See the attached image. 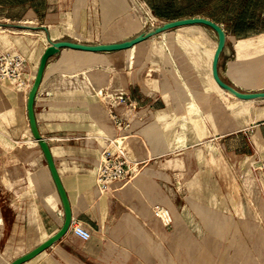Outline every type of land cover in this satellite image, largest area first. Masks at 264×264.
<instances>
[{
    "label": "crops",
    "instance_id": "0c3cea01",
    "mask_svg": "<svg viewBox=\"0 0 264 264\" xmlns=\"http://www.w3.org/2000/svg\"><path fill=\"white\" fill-rule=\"evenodd\" d=\"M104 10L96 0H0V52L21 54L28 63L23 86L0 81V264L28 252L62 225L63 206L29 125L27 97L51 41L102 44L130 39L104 36L109 29ZM259 16L264 20V11ZM249 31L246 37L264 28ZM125 51L60 47L46 61L33 101L35 125L49 146L72 219L84 225L90 237L83 240L69 228L22 264H145L143 240L150 244L157 236L167 244L169 226L154 216L153 209L165 207L173 220L172 208L180 207L175 199L184 200L174 193V158L158 152L142 155L141 148L148 145L144 119L154 121L168 108L171 91L164 72L174 62L163 51L156 61L127 58ZM222 58L221 53L218 72L223 80L229 77L221 70ZM207 74L213 80L211 60ZM115 93L127 94L136 109L111 102ZM110 111L131 118L128 155L148 162L122 189L100 193L95 185L99 155L115 136ZM246 122L220 133V138L241 140L245 149L234 148L233 153L259 159L263 169L264 103L247 113ZM162 250L166 257L168 248Z\"/></svg>",
    "mask_w": 264,
    "mask_h": 264
},
{
    "label": "rangeland",
    "instance_id": "374dc122",
    "mask_svg": "<svg viewBox=\"0 0 264 264\" xmlns=\"http://www.w3.org/2000/svg\"><path fill=\"white\" fill-rule=\"evenodd\" d=\"M96 2L109 15L104 32L109 39L132 38L188 16L222 22L227 37L221 70L229 77L223 80L242 92L264 91V31L246 37L247 30L264 28L259 16L264 0ZM216 42L209 28L181 26L122 52L127 58L156 61L163 51L174 62L164 72L171 100L154 121L144 119L148 145L141 153L174 158V193L184 200L175 199L180 207L171 210L167 244L157 236L150 244L143 240L145 264H264V168L259 159L233 153L234 148L245 149L241 140L231 135L220 138L232 127L247 125V113L264 99L233 100L209 78ZM235 78L243 83L235 86ZM156 134L161 141L154 143ZM142 161L145 167L148 159Z\"/></svg>",
    "mask_w": 264,
    "mask_h": 264
},
{
    "label": "water",
    "instance_id": "95a60500",
    "mask_svg": "<svg viewBox=\"0 0 264 264\" xmlns=\"http://www.w3.org/2000/svg\"><path fill=\"white\" fill-rule=\"evenodd\" d=\"M194 24H199V25L208 27L216 34L217 42H216V47L214 49L212 60H211V75L215 83L222 89L231 91L235 96H237L240 99L264 98V91L242 92L236 89L231 84L221 79L219 72H218V63H219L220 55L225 46L226 33L223 27L219 23H217L216 21L210 18L203 17V16H188V17L169 20V21L162 23L161 25L154 27L153 29L145 33L138 34L130 39H126V40L119 41V42L102 43V44H84V43L73 42V41H68V40H59V41H51V43L45 48V50L43 51L39 59L38 67L36 70V75H35L34 81L28 93L26 108H27V116L29 120V125L31 128L33 137L37 141L40 149L42 150L44 154L51 177L53 179V182L55 184V187L61 199L64 217H63V222H62L61 227L53 235L48 237L46 240H44L43 242H41L40 244H38L37 246L29 250L28 252L16 257L12 261H10L8 264H22L28 261L29 259L33 258L34 256L38 255L40 252L44 251L48 247H50L55 241H57L60 237H62L68 231L69 225L72 219L69 201L65 193V190L63 188V185L61 183V180L59 178V175L57 173L56 167L54 165V161H53L49 146L47 142L39 134L37 127L35 125V119H34V114H33L34 96L37 91L41 77L43 75V71H44L47 59L53 54H55L59 50L60 47H70V48L80 49V50H85V51H116V50L128 49V48L133 47L135 44L148 39L152 35H155V34H158L166 30L173 29V28L186 26V25H194Z\"/></svg>",
    "mask_w": 264,
    "mask_h": 264
},
{
    "label": "built area",
    "instance_id": "2783aa9c",
    "mask_svg": "<svg viewBox=\"0 0 264 264\" xmlns=\"http://www.w3.org/2000/svg\"><path fill=\"white\" fill-rule=\"evenodd\" d=\"M28 63L21 54L0 52V81H7L15 86H23L27 75ZM124 109H136L135 102L125 93H115L109 97ZM115 136L108 139L99 155L96 168L95 185L100 192H114L130 183L143 169V161L130 159L126 139L131 128V118L110 111ZM153 214L164 225H170L172 217L167 209L155 207ZM69 228L83 240L90 237V231L81 223L71 219Z\"/></svg>",
    "mask_w": 264,
    "mask_h": 264
},
{
    "label": "bare ground",
    "instance_id": "6f19581e",
    "mask_svg": "<svg viewBox=\"0 0 264 264\" xmlns=\"http://www.w3.org/2000/svg\"><path fill=\"white\" fill-rule=\"evenodd\" d=\"M10 24V23H9ZM21 26V25H20ZM41 26V25H40ZM153 28V27H152ZM212 31V30H211ZM29 32V31H28ZM213 32V31H212ZM10 34V33H9ZM213 34L215 35V37H216V34L213 32ZM1 37H3V36H1ZM14 37V36H13ZM16 37V36H15ZM29 37V36H28ZM10 38V37H9ZM19 38V40H20V37H18ZM30 39V38H29ZM2 40V39H1ZM0 40V41H1ZM19 40H17L16 39V41H19ZM28 40V39H27ZM26 40V41H27ZM7 40H5V42H6ZM15 41V42H16ZM31 41H32V39H31ZM30 41V42H31ZM22 42H23V39H22ZM29 42V43H30ZM41 42V41H40ZM17 43V42H16ZM19 43V42H18ZM10 45V44H9ZM19 45L20 44H18V45H16V46H18L19 47ZM33 46V45H32ZM36 46V45H35ZM215 47H216V45H215ZM129 49H131V48H128L127 50H129ZM215 49V48H214ZM26 50H27V48H26ZM25 49L23 50V52H25L26 51ZM213 52H214V50H213ZM121 55V54H120ZM212 55H213V53H212ZM32 60V59H31ZM35 60V59H34ZM118 60V59H117ZM211 60H212V57H211ZM29 61V60H28ZM113 61V60H112ZM120 63V62H119ZM118 64V63H117ZM33 65V64H32ZM38 67V66H37ZM28 70V69H27ZM31 70V69H30ZM33 72V71H32ZM150 73V72H149ZM148 73V74H149ZM32 74V73H31ZM150 75V74H149ZM30 76V75H29ZM155 78H153V80H154ZM213 79V78H212ZM157 80V79H156ZM28 81V80H27ZM31 82V81H30ZM215 82V81H214ZM232 82H233V84L235 85V86H240V84L241 83H243L242 81H241V78H235V80L233 81L232 80ZM1 88V87H0ZM221 88V87H220ZM23 90V89H22ZM224 90V89H223ZM15 91V90H14ZM226 93H227V95L228 96H230L233 100H243V101H250V100H255V99H240V98H238L237 96H235L231 91H228V90H224ZM256 91V90H255ZM260 91V90H259ZM100 92V91H99ZM250 92V91H249ZM17 98V97H16ZM23 98V97H22ZM162 99V98H161ZM231 99V100H232ZM256 99H258V98H256ZM100 100V99H99ZM35 140V139H34ZM36 141V140H35ZM161 141V139H160V135L159 134H156L155 135V137H154V139H153V142L154 143H157V142H160ZM36 143H37V141H36ZM231 165V164H230ZM36 176V175H35ZM53 183V182H52ZM51 183V184H52ZM53 185V184H52ZM40 189V188H39ZM100 192V191H99ZM41 193V192H40ZM100 193H103V192H100ZM56 194H57V191H56ZM43 201V200H42ZM46 204V203H45ZM47 208H48V206H47ZM53 212V211H52ZM55 212V211H54ZM50 213V212H49ZM53 214V213H52ZM55 214V213H54ZM52 216V215H51ZM62 221V220H61ZM31 225V224H30ZM35 227H37V226H35ZM38 229V228H37ZM31 231V230H30ZM30 233V232H29ZM35 233V232H34ZM27 236V235H26ZM29 238V237H28ZM33 238V237H32ZM39 239H40V237H38ZM163 242V241H162ZM35 244V243H34ZM32 247V246H31Z\"/></svg>",
    "mask_w": 264,
    "mask_h": 264
},
{
    "label": "trees",
    "instance_id": "16d2710c",
    "mask_svg": "<svg viewBox=\"0 0 264 264\" xmlns=\"http://www.w3.org/2000/svg\"><path fill=\"white\" fill-rule=\"evenodd\" d=\"M243 24H245V22Z\"/></svg>",
    "mask_w": 264,
    "mask_h": 264
}]
</instances>
